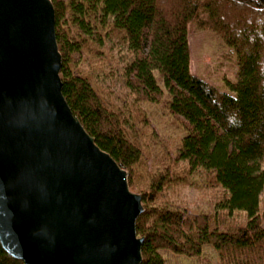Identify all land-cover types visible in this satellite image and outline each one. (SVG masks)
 <instances>
[{"label":"trees","instance_id":"trees-1","mask_svg":"<svg viewBox=\"0 0 264 264\" xmlns=\"http://www.w3.org/2000/svg\"><path fill=\"white\" fill-rule=\"evenodd\" d=\"M51 1L63 97L141 196V264L198 260L205 246L218 264H264V0ZM192 26L223 46L227 91L190 72ZM193 177L212 211L167 202ZM0 264L22 262L0 245Z\"/></svg>","mask_w":264,"mask_h":264},{"label":"water","instance_id":"water-1","mask_svg":"<svg viewBox=\"0 0 264 264\" xmlns=\"http://www.w3.org/2000/svg\"><path fill=\"white\" fill-rule=\"evenodd\" d=\"M51 0H0V245L22 264H141V196L62 94Z\"/></svg>","mask_w":264,"mask_h":264},{"label":"rangeland","instance_id":"rangeland-1","mask_svg":"<svg viewBox=\"0 0 264 264\" xmlns=\"http://www.w3.org/2000/svg\"><path fill=\"white\" fill-rule=\"evenodd\" d=\"M189 54H190V72L200 78L205 79L212 85L218 86L221 90L227 91L224 85V79H234V68L230 67L223 57L224 48L219 40L209 31L198 30L191 27L188 36ZM104 86L111 87L118 92V84L109 79H103ZM115 86V87H114ZM158 120L153 124L156 127ZM164 137L176 138L173 130L165 126L163 128ZM150 164V162H148ZM197 177L192 178L193 184L183 185L180 188H174L170 191L167 202L174 206L184 208L188 214L195 215L199 212L206 213L212 211V194L209 189ZM197 181V182H196ZM261 203L264 204V190L261 194ZM161 255L168 264H218V258L215 251L210 247H203L201 256L198 260L186 258L184 256L174 255L170 252H161Z\"/></svg>","mask_w":264,"mask_h":264}]
</instances>
